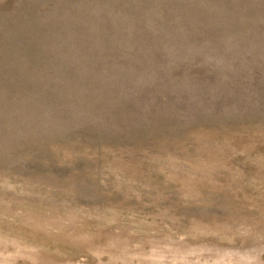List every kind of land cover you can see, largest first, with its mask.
Returning <instances> with one entry per match:
<instances>
[{
	"label": "rangeland",
	"instance_id": "rangeland-1",
	"mask_svg": "<svg viewBox=\"0 0 264 264\" xmlns=\"http://www.w3.org/2000/svg\"><path fill=\"white\" fill-rule=\"evenodd\" d=\"M166 240L264 264V0H0V264Z\"/></svg>",
	"mask_w": 264,
	"mask_h": 264
},
{
	"label": "bare ground",
	"instance_id": "bare-ground-1",
	"mask_svg": "<svg viewBox=\"0 0 264 264\" xmlns=\"http://www.w3.org/2000/svg\"><path fill=\"white\" fill-rule=\"evenodd\" d=\"M155 239V238H154ZM138 242V241H137ZM162 242V243H161ZM264 242V241H263ZM110 243V242H109ZM128 243V242H127ZM162 247H156L155 246V249L153 250V252L151 253V257L146 259V260H138L137 259V262L136 264H209V261H201L200 257L199 256H202V255H207V256H210L211 257H215L217 258L218 260H220L219 262H216V261H213V259L211 261L213 262H216V263H213V264H227L229 260H231V263L232 262H236L237 264L239 263H243L242 259L239 258L238 256H236L235 253L231 252L232 249L230 250V252L228 251H224L222 256L220 255L222 252H219L218 249L220 248H210L209 246H199V247H191L189 245V243L187 244L186 241H182V240H179V241H160ZM167 243V244H166ZM114 245L116 243H113ZM154 244V243H153ZM262 245V244H261ZM113 247V246H112ZM132 247V246H131ZM253 247V246H252ZM250 248L251 250H253V248ZM264 247V246H263ZM123 248V247H122ZM137 248V247H136ZM255 248V247H254ZM258 249V247H256ZM255 248V249H256ZM260 248V247H259ZM262 248V247H261ZM260 248V249H261ZM114 249V248H113ZM117 249V248H116ZM124 249V248H123ZM132 249V248H131ZM131 249H125L123 250L121 253V255H118V256H114L113 258H117L118 260H121L122 261V264H134V255L137 253V252H132ZM247 249V248H246ZM255 249H254V252H255ZM256 249V250H257ZM264 249V248H263ZM115 250V249H114ZM120 250V249H119ZM136 250V249H135ZM143 250V249H142ZM174 250V251H172ZM215 250V251H214ZM225 250V249H224ZM249 250V249H247ZM250 250V251H251ZM262 250V249H261ZM259 250V251H261ZM105 251V250H104ZM236 251V250H234ZM240 251V250H239ZM257 251V253L259 252ZM263 251V250H262ZM113 252V251H112ZM143 252V251H142ZM150 252H151V249H150ZM174 252V253H173ZM252 252V253H254ZM118 253V252H117ZM141 253V252H140ZM149 253V252H148ZM238 253H241V252H238ZM245 253H246V250H245ZM244 253V255H245ZM248 253V252H247ZM246 253V254H247ZM139 254V253H138ZM242 254V253H241ZM240 254V255H241ZM250 254V253H249ZM255 254V253H254ZM259 254V253H258ZM238 255V254H237ZM141 256V255H140ZM243 256V254H242ZM246 256V255H245ZM244 258H247L245 257ZM138 257V256H136ZM254 257V256H253ZM257 257V256H255ZM142 258V257H141ZM144 258V257H143ZM179 258V259H178ZM205 258V257H204ZM214 258V260H215ZM250 257H248L249 259ZM252 258V257H251ZM100 259V258H99ZM116 259V260H117ZM206 259V258H205ZM229 259V260H228ZM258 259V258H257ZM256 259V260H257ZM178 260V261H177ZM208 260V259H207ZM228 260V261H227ZM246 261V260H245ZM244 261V262H245ZM248 261H252L251 259L248 260ZM247 261V262H248ZM255 261V260H254ZM259 261V259H258ZM115 262V261H114ZM120 263V262H119ZM211 263V262H210ZM230 263V261H229ZM246 263V262H245ZM249 263V262H248ZM256 263V262H254ZM253 264V263H252Z\"/></svg>",
	"mask_w": 264,
	"mask_h": 264
}]
</instances>
